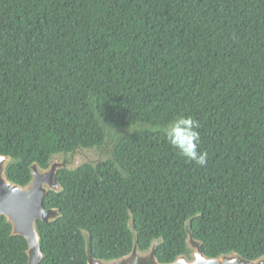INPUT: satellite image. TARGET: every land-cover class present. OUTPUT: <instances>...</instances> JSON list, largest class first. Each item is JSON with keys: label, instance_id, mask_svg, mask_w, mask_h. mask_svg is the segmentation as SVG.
I'll return each mask as SVG.
<instances>
[{"label": "trees", "instance_id": "1", "mask_svg": "<svg viewBox=\"0 0 264 264\" xmlns=\"http://www.w3.org/2000/svg\"><path fill=\"white\" fill-rule=\"evenodd\" d=\"M178 115L200 123L206 166L164 137ZM61 192L38 221L40 264L115 259L155 239L161 262L189 254L186 221L216 257L264 255V0H0V155L31 180L59 153ZM28 242L0 218V264Z\"/></svg>", "mask_w": 264, "mask_h": 264}, {"label": "water", "instance_id": "2", "mask_svg": "<svg viewBox=\"0 0 264 264\" xmlns=\"http://www.w3.org/2000/svg\"><path fill=\"white\" fill-rule=\"evenodd\" d=\"M85 159L92 164L96 163L95 160L89 159L84 148L59 153L50 160L49 166L46 168L34 162L31 165V180L26 185H20L10 180L7 175V168L12 157L0 155V218L6 217V220L11 224L12 235H22L26 238L28 242L27 264H40L45 256L40 248L41 235L38 221L50 223L61 216L58 208L45 207L46 195L50 191L61 192L63 189L58 180L59 170L78 168ZM129 227L134 235V245L131 251L127 255L110 260L93 255L90 248L91 235L84 230L88 264H264V255L251 260L237 251L216 257L208 256L202 250V241L193 235L191 219H188L185 224L186 242L190 253L179 255L173 262H161L156 252L161 239L153 240L149 248L140 250L133 218L129 222Z\"/></svg>", "mask_w": 264, "mask_h": 264}, {"label": "clouds", "instance_id": "3", "mask_svg": "<svg viewBox=\"0 0 264 264\" xmlns=\"http://www.w3.org/2000/svg\"><path fill=\"white\" fill-rule=\"evenodd\" d=\"M200 123L190 115H178L163 129L166 142L186 161L206 166L208 153L201 147Z\"/></svg>", "mask_w": 264, "mask_h": 264}]
</instances>
